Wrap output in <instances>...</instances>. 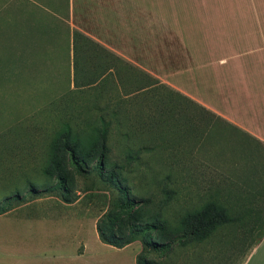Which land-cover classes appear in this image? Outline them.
<instances>
[{
	"label": "rangeland",
	"instance_id": "1",
	"mask_svg": "<svg viewBox=\"0 0 264 264\" xmlns=\"http://www.w3.org/2000/svg\"><path fill=\"white\" fill-rule=\"evenodd\" d=\"M22 1L0 0V211L38 197L71 199L85 192L87 174L68 160L67 145L59 140L52 152L56 147L50 144L62 121L80 126V117L102 114L110 122L107 145L113 159L118 155V162L135 168L131 177H139H130L128 185L136 186L142 198L138 222L149 224L129 244L140 264H242L264 231V145L178 96L171 87L158 85L134 93L152 82L130 66L121 72L112 69L111 84H99L97 79L90 84H50L54 58L48 65L46 57H31L30 42L18 40L31 24L30 18L13 15ZM159 3L160 16L170 14L166 21L174 54L179 50L216 54L224 63L227 55L264 48V0ZM167 22L160 21V26ZM44 44L39 42L41 50ZM77 68L76 64L79 83ZM89 71L97 70L89 67ZM116 79L126 90L109 91ZM118 100L113 118L110 112ZM216 115L233 124L230 112ZM128 152L138 160L125 162ZM52 154L55 162L50 160ZM212 202L231 216H243V221L199 237L181 234L188 230L182 222L186 214L208 210ZM152 218L177 231L179 239L170 240L169 246L157 243V233L149 231ZM123 221L127 235L132 219L124 216ZM145 233L149 238L143 239Z\"/></svg>",
	"mask_w": 264,
	"mask_h": 264
},
{
	"label": "crops",
	"instance_id": "2",
	"mask_svg": "<svg viewBox=\"0 0 264 264\" xmlns=\"http://www.w3.org/2000/svg\"><path fill=\"white\" fill-rule=\"evenodd\" d=\"M15 9L13 15L31 19L27 32L16 37L30 42L28 55L46 57L48 65L50 58L55 60V69L48 72L50 84L96 79L111 84L112 69L121 72L130 66L152 82L134 93L158 85L172 88L215 115L230 112L233 126L264 145V48L227 55L224 63L216 54H174L166 21L170 14L160 16L159 0H24ZM160 21L168 24L160 26ZM171 57L183 59L172 62ZM115 82L109 91L126 90L119 79ZM85 178V192L71 203L50 195L0 213V264H137L131 244H105L96 229L100 217L115 206L116 192L96 173ZM242 264H264V234Z\"/></svg>",
	"mask_w": 264,
	"mask_h": 264
},
{
	"label": "trees",
	"instance_id": "3",
	"mask_svg": "<svg viewBox=\"0 0 264 264\" xmlns=\"http://www.w3.org/2000/svg\"><path fill=\"white\" fill-rule=\"evenodd\" d=\"M177 95L184 98V96L179 93ZM201 108L204 109L203 107ZM118 109L119 103H113V109L110 112L113 118L116 117ZM213 115L217 119L233 127V129H237L244 133L242 130L219 116ZM91 116L92 115H84V117H80V119L76 117L75 120L79 119L77 122H79L78 124L80 126L71 125L69 120L62 121L60 130L56 132L50 145L52 147L55 145L56 148L52 150V152H55L57 151L59 140L63 141L65 145H67L66 152L68 160L73 165L77 166L76 169L81 174L88 175L93 172L96 173L103 184L116 192L117 198L115 206L100 217L96 229L103 243L116 248H123L137 240V236L144 232L146 226L149 224L138 222L137 207H139L142 202V198L139 197V192L135 189L136 186L133 188L128 185L130 177L136 173L135 168H132V165L118 162V155L116 159H113L111 154L112 150L109 149L107 145L108 125L110 122L106 120L105 116L102 114L94 116L93 118H91ZM69 119L72 120L73 118L69 117ZM244 134L255 139L246 133ZM258 142L261 143L260 141ZM55 157L56 154H52L50 160L55 162ZM132 159L134 162L138 160L136 154L128 152L125 156V162H130ZM137 178L139 177H131L132 180ZM60 180L63 190L67 191L65 180L63 178H60ZM76 198V196L71 199L60 197L65 203H71L76 200ZM116 205H118V207ZM7 209L1 210L0 213ZM124 216L132 219L131 223L127 225V235L123 232V226H121L124 222ZM243 218V216H231L225 211L223 206L212 202V205L208 206V210L206 208H200L186 214L182 222L184 223V228L188 230L181 234L185 235V237H199L202 236V234H209L216 228L231 223L242 222ZM152 220L153 224L149 226L151 227L149 231L157 233V243L169 246L170 240L174 241L175 239H179L178 232L170 230V227H168L165 222L158 220V218H152ZM146 233L143 235V239L146 237L149 238L150 235H146ZM263 234L264 231L258 240L262 238ZM144 244L146 245V242H144ZM137 264H140V258L138 256Z\"/></svg>",
	"mask_w": 264,
	"mask_h": 264
}]
</instances>
